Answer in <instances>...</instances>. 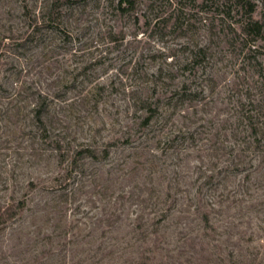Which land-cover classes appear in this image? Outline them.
<instances>
[{
  "label": "trees",
  "instance_id": "obj_1",
  "mask_svg": "<svg viewBox=\"0 0 264 264\" xmlns=\"http://www.w3.org/2000/svg\"><path fill=\"white\" fill-rule=\"evenodd\" d=\"M78 1L46 0L40 14L31 13V8L24 5L21 13L26 17L24 30L19 38H12L16 40L12 41L13 44L18 42V48L21 49L39 40L44 43L42 32L55 30L64 36L65 41H69L72 38L71 32L65 26H60L64 22L65 13L62 7L67 5L70 9ZM167 1L169 12L161 20L171 22L178 35L187 40L167 52L164 50L146 55L162 59L156 70H149L142 56L133 62L132 74L137 76L138 83L129 91L124 116L121 117V113L117 112L118 116L114 117L113 123L121 124L124 120L125 125L116 127L115 136L105 142L100 150L86 144L73 149L71 143L64 144L65 136L54 133L56 127L48 123L51 103L62 98L63 88L67 85L64 84L66 76L63 73L54 76L48 84L49 90H45L41 86L24 85L23 82L20 84L19 77L16 78L13 72L7 73L12 67L11 63L5 69L0 68V161L4 162L3 157H11L13 153L19 154L23 150L34 161H38L46 150L50 152L48 158L56 157L59 164L68 161L65 171L54 176L52 186L66 188L74 176L80 179L85 177V170L79 164L85 157L96 161L107 160L111 157L112 149L123 145L131 150L128 157L136 159L134 164L129 162V167L132 165L129 170L120 172L119 164L117 170L108 173L106 177L94 174L92 182L105 198L109 189H121L117 188V185L123 186L120 181L126 180L129 183L142 177L141 187L136 186L140 192L133 189L135 184L127 195L117 197L114 205L121 200L129 201L136 206L141 205L140 209L148 214L137 215L134 221L127 222V218H119L117 207L102 208V216L94 221V231L101 232L93 236L92 241L97 244L89 264H143L144 260L149 259L146 252L158 255L161 258L158 264L164 263V254L156 246L159 238H152V235L158 234L157 224L170 218L173 205L178 203V197L183 194L186 186L197 188L194 194H187V191L186 196H182L187 208L181 210L180 214L202 218L205 225H210V218L213 217L235 218L236 215L230 213L239 211L243 200L240 196L242 191L249 194L256 187L264 193V72L259 60L262 56L264 61V0ZM137 5L138 0H118L117 8L121 13H128L135 11ZM135 19H139V13ZM203 32L204 36L206 34V42L201 38ZM109 35L115 47L125 40L122 30L117 32L112 29ZM4 41L0 37V65L2 55L17 54L7 49ZM220 41L231 45L244 44L247 46L246 56L253 57L259 63L262 76L256 81L259 82L256 83L259 87V92H256L258 98H255V93L252 94L250 85L245 90V100L242 98L244 89L234 87L232 92H242L240 97L235 100L234 94L229 93L225 97L227 104L219 108L212 105L213 101L205 95L209 83L213 85L216 82L207 69L214 66L215 60L219 58L220 51L213 44ZM77 52H70L69 56H75ZM97 58L98 62H103L102 55ZM89 66L84 68L88 69ZM63 72L66 73V70ZM114 82L111 81V85H114L112 92L116 89ZM111 85L94 80L91 86L84 87V93L80 92V100H95L93 104L97 106ZM210 87L214 89V86ZM212 109L218 113L227 112L216 117L209 116ZM39 139L47 144L46 148L35 146ZM24 142L29 145L22 146ZM257 159L259 163L256 170H260L261 174L252 182V173L247 169L255 167L253 161ZM126 162L124 160L121 163ZM10 166L0 162V179L6 181L1 185L2 189L12 191L9 202L5 201V206L0 203V218H5L4 214H9V211L27 205L26 197L17 198L19 189L25 188L27 184L28 187H36L33 179L26 186L22 181L10 187L7 184L10 178L17 181L14 173L17 166L15 163ZM2 171L10 172L9 179L1 177ZM244 171L241 180L240 174ZM131 173L133 177L129 176ZM250 196L253 199V195ZM262 198L257 204H251L249 210H264ZM53 199V207L62 217L56 218L57 224H60L65 221L63 216L67 210L62 205L73 202L75 198L71 199L67 193H63ZM118 211L124 213L121 207ZM149 214L153 217L147 218ZM123 226L131 228L128 231V236L132 234L130 242L126 243V234L119 237L109 235ZM130 247H135L131 252H137L136 256L126 257ZM142 247L146 249L140 254L136 248Z\"/></svg>",
  "mask_w": 264,
  "mask_h": 264
},
{
  "label": "rangeland",
  "instance_id": "obj_2",
  "mask_svg": "<svg viewBox=\"0 0 264 264\" xmlns=\"http://www.w3.org/2000/svg\"><path fill=\"white\" fill-rule=\"evenodd\" d=\"M45 1L0 0V37L5 40L7 49L17 53L11 56L2 55L0 68L5 69L11 63L12 67L7 73L13 72L16 78L19 77L20 84L23 82L24 85L41 86L45 90H49L48 84L54 76L63 73L66 76L64 84L67 85L63 88L62 98L51 103L48 123L56 127L53 129L54 133L65 136L64 144L71 143L73 149L86 144L100 150L105 142L115 136L114 129L125 125L124 120L121 124L113 123L114 117L118 116L117 112L121 113V117L124 116L129 91L138 83L137 76L132 74L133 62L142 56L149 70H156L162 59L146 55L164 50L167 52L185 42L187 38L178 35L171 22L161 20V17L169 12L167 0H138L136 10L128 13L118 10V0H79L70 9L67 5L62 7L65 13L64 22L60 26H65L71 32L72 38L69 41H65L58 30L44 31L41 36L45 38L46 43L39 40L18 48V42L13 44L16 40L12 38H19L24 30L26 17L21 14L24 11L23 6L28 5L31 13L40 14ZM138 13L139 19L136 20ZM112 29L124 32L125 40L118 47L110 41L109 31ZM73 36L78 38L74 39ZM205 36L203 32V42H206ZM213 45L220 51L219 58L207 72L214 76L216 82L213 85L209 83L205 88V95L213 101L212 105L218 108L225 106V97L229 93L234 94L233 98L237 100L242 92L233 93L234 87L244 89V99L247 97L245 90L250 85L252 94L255 93V98H258L256 92H259V82L256 81L261 79L262 75L259 73V63L257 64L253 57L246 56L247 46L241 43L231 45L226 41ZM74 51H78L76 55L69 56L70 52L72 54ZM100 55L103 62H98L101 57L97 56ZM259 60L264 72L262 56ZM88 64L90 66L85 69ZM63 70H66V73ZM94 80L107 85H111L114 80L116 86L113 92L114 85L108 88L105 97L97 106L93 104L95 100H80V92L84 93V87L91 86ZM210 86H214V89ZM110 92L112 93L109 94ZM233 103L234 100L230 106ZM225 112L227 111L218 113L212 109L211 115H208L216 117ZM28 145V142H24L22 146ZM35 146L46 148L47 144L39 139ZM112 150L111 157L107 160L96 161L89 157L81 159L79 164L85 170V177L81 178V181L79 176H74L66 188L52 186L55 182L54 176L65 171L68 161L61 165L56 157L48 158L50 152L46 150L38 161H34L26 150L19 154L13 153L11 157H3L4 162L0 161L1 164L5 163L9 168L12 163L17 166L14 171L16 182L8 178L10 172L2 171L1 177L9 179L7 184H10V187L22 181L26 186L32 179L36 187H28L27 184L25 188L19 189L16 196L26 197L27 205L22 209L9 211V214H4L5 218H0V264H89L97 244L92 241L93 236L101 232L94 231V221L102 216V208L117 207L119 218H127V222L134 221L137 215L148 214L140 209L141 205L139 207L129 201L121 200L122 202L114 205L116 198L127 195L133 185L136 184L134 190H137L136 186L141 187L142 177L129 183H126V180L120 181L123 186L117 185V188L121 189H109L111 194L106 193L105 198L94 187V174L106 177L108 173L117 170L119 164L120 172H123L132 168V165H129L134 164L136 160L128 157L131 153L128 146L119 145ZM124 160L127 162L121 163ZM253 163L255 167L247 169L252 173V182L261 174L260 170H256L258 159ZM245 172L240 174L241 180ZM129 176H132V173ZM3 180L0 179V203L5 206V201L9 202L12 191L2 189L1 185L6 182ZM196 188L184 187L183 194L178 197V203L173 205L170 218L157 224L158 234L152 235V238H159L156 246L164 254L162 259L165 260L161 264H264V210H249L251 204H257L263 199L262 189L253 187L249 194L242 191L240 196L243 200L240 202L239 211L230 213L236 215L235 218L213 217L210 218V225H205L202 218L180 214L181 210L187 208L182 196L185 197L187 191V194H194ZM136 192H140V188ZM63 193H67L71 199L74 197L75 200L62 205L67 208L63 216L66 219L57 224L56 218L62 217L53 207V198ZM119 207L124 209V213L118 211ZM152 217V214L147 216ZM56 226L59 228L56 229ZM130 230L131 228L123 226L109 235L119 237L126 234L127 243L132 235L128 236ZM134 249L135 247H130L126 257L136 256L137 252H131ZM145 249L136 248L140 250V254ZM145 255L149 256V259L144 260L143 264H158L161 259L153 253L146 252ZM154 256L156 257L153 259Z\"/></svg>",
  "mask_w": 264,
  "mask_h": 264
}]
</instances>
